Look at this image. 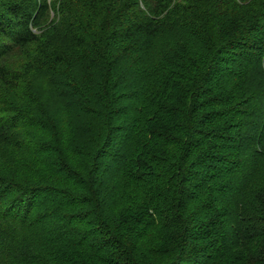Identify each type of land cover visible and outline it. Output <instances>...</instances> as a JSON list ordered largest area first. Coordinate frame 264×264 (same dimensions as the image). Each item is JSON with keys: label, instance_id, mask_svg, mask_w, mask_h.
Returning a JSON list of instances; mask_svg holds the SVG:
<instances>
[{"label": "trees", "instance_id": "obj_1", "mask_svg": "<svg viewBox=\"0 0 264 264\" xmlns=\"http://www.w3.org/2000/svg\"><path fill=\"white\" fill-rule=\"evenodd\" d=\"M135 1L108 20L84 0L66 29L50 68L97 56L103 75L79 127L63 101L47 119L0 115V264H264V103L238 85L264 67V0L227 40L217 0ZM53 9L0 0V84L15 103L36 102L3 57H31ZM163 30L197 34L209 61L174 73L157 57Z\"/></svg>", "mask_w": 264, "mask_h": 264}, {"label": "rangeland", "instance_id": "obj_2", "mask_svg": "<svg viewBox=\"0 0 264 264\" xmlns=\"http://www.w3.org/2000/svg\"><path fill=\"white\" fill-rule=\"evenodd\" d=\"M84 0H49L56 6V10L51 11L49 17L50 31L43 38L41 43L35 45L31 57L25 58L19 49L14 48L3 57V66L12 71L14 77L25 81V89L31 94L29 101L35 100L36 103L21 105L15 103L11 96V90L0 84V115L11 108L19 112L33 113L48 118V113L52 114L53 105L56 102L71 104L70 111L75 127L80 126L84 120L83 113L79 110L82 104V94L85 87H95V84L103 80L102 68L99 66L100 60L94 56L89 61L73 63L70 66L57 64L59 71H53L50 66L55 59V54L61 53L69 46V36L66 31L76 18L86 14L87 10ZM146 1H150L149 6L153 5L152 0H139L142 8L147 6ZM83 2V3H82ZM135 0H102V7L108 20L115 19L117 14L127 20L131 11H127ZM219 7V23L222 33L231 37L237 32L244 31L245 26H249L254 21V16L249 12L251 8L260 3L259 0H217ZM97 3V0H96ZM63 7V8H62ZM213 32V31H212ZM38 48V49H37ZM168 57L172 64L171 69L178 75L183 74L182 67L185 63L184 57L192 56L201 62H208L206 46L198 35H190L182 30H163L159 41L157 57ZM55 62H57L55 60ZM240 79L239 86L248 92H254L253 100L264 103V67L250 69L244 72ZM38 98L33 97V95ZM81 102V103H80ZM80 103V104H79ZM79 104V105H77ZM4 116L12 118L9 113ZM4 121L0 118V123ZM260 123L264 125V118H260ZM9 134L0 130V147L6 148ZM81 133H77L80 138ZM82 138V137H81ZM78 141L82 139H77Z\"/></svg>", "mask_w": 264, "mask_h": 264}]
</instances>
